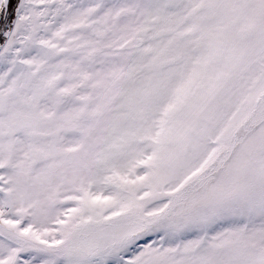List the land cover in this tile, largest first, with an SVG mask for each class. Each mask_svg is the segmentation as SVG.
Returning a JSON list of instances; mask_svg holds the SVG:
<instances>
[{
	"label": "snow or ice",
	"instance_id": "6c2138e0",
	"mask_svg": "<svg viewBox=\"0 0 264 264\" xmlns=\"http://www.w3.org/2000/svg\"><path fill=\"white\" fill-rule=\"evenodd\" d=\"M0 264H264V0H0Z\"/></svg>",
	"mask_w": 264,
	"mask_h": 264
}]
</instances>
